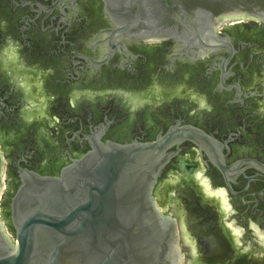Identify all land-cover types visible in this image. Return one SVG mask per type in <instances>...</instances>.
<instances>
[{
    "label": "flooded vegetation",
    "instance_id": "flooded-vegetation-1",
    "mask_svg": "<svg viewBox=\"0 0 264 264\" xmlns=\"http://www.w3.org/2000/svg\"><path fill=\"white\" fill-rule=\"evenodd\" d=\"M213 42L125 34L103 0H0L3 224L23 170L178 132L151 191L182 264H264V23L225 19Z\"/></svg>",
    "mask_w": 264,
    "mask_h": 264
},
{
    "label": "water",
    "instance_id": "water-1",
    "mask_svg": "<svg viewBox=\"0 0 264 264\" xmlns=\"http://www.w3.org/2000/svg\"><path fill=\"white\" fill-rule=\"evenodd\" d=\"M103 1L125 34L171 37L193 56L214 49L225 19L264 23V0ZM178 134L125 144L96 139L57 175L20 172L7 203L10 227L0 220V264H182L176 221L151 191ZM2 176L0 155V194Z\"/></svg>",
    "mask_w": 264,
    "mask_h": 264
},
{
    "label": "rangeland",
    "instance_id": "rangeland-1",
    "mask_svg": "<svg viewBox=\"0 0 264 264\" xmlns=\"http://www.w3.org/2000/svg\"><path fill=\"white\" fill-rule=\"evenodd\" d=\"M2 179H3V181H4V178H3V176H2ZM5 182V181H4ZM3 192V191H2ZM1 196H2V193L0 194V202H1ZM0 220H1V222L3 223V216H2V208H1V204H0Z\"/></svg>",
    "mask_w": 264,
    "mask_h": 264
}]
</instances>
